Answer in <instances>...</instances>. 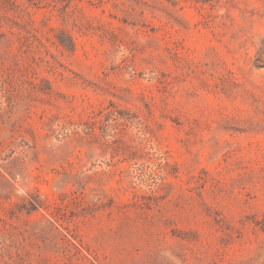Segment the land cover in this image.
<instances>
[{
	"label": "rangeland",
	"instance_id": "rangeland-1",
	"mask_svg": "<svg viewBox=\"0 0 264 264\" xmlns=\"http://www.w3.org/2000/svg\"><path fill=\"white\" fill-rule=\"evenodd\" d=\"M0 264H264V0H0Z\"/></svg>",
	"mask_w": 264,
	"mask_h": 264
}]
</instances>
